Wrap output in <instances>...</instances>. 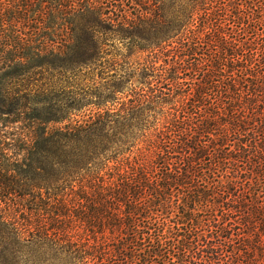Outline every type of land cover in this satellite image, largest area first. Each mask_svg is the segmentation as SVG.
<instances>
[{
	"label": "trees",
	"instance_id": "16d2710c",
	"mask_svg": "<svg viewBox=\"0 0 264 264\" xmlns=\"http://www.w3.org/2000/svg\"><path fill=\"white\" fill-rule=\"evenodd\" d=\"M35 1L32 21L49 20L37 37L0 18V264H264V0L248 17L238 0H184L180 16L165 0L158 16L135 0ZM218 5L260 25L248 43ZM142 53L134 81L122 68ZM197 76L216 78L205 107L190 104ZM177 96L156 138L140 135ZM18 144L22 159L9 156Z\"/></svg>",
	"mask_w": 264,
	"mask_h": 264
},
{
	"label": "rangeland",
	"instance_id": "374dc122",
	"mask_svg": "<svg viewBox=\"0 0 264 264\" xmlns=\"http://www.w3.org/2000/svg\"><path fill=\"white\" fill-rule=\"evenodd\" d=\"M14 1L15 0H0V2H1V4H0V18H4L5 21L12 20L13 24L14 23L16 24V21H20V22H17L18 24H16V28L14 29V31L18 30V31H21V33H29L32 37H37L36 31H38V29H44L47 26V24H45V23H47V21L49 22V20H47L46 17H43L44 20L42 22L41 21H37V22L32 21V19L37 18V16H35V13H34V11L37 7L36 6L37 3L35 0H31V1L30 0H16L15 2ZM135 1L137 3L141 4L142 9H148L149 13H151L152 16H158V15L163 13L164 9L162 7V4H159L155 0H135ZM227 1L228 0L222 1L223 6H225ZM252 1L253 0H238L237 1L236 7H239V9H241L240 11H242L241 15L243 17H248L247 15L250 14L249 12H251V14H252V9L248 8V6L251 5ZM165 5H166V9L164 11H166L167 13H169L170 11H172V12L175 11V13H177V15L180 16L184 13L187 3H185L184 0H165ZM220 6L221 5H218V8L215 9L216 13L220 12L219 11ZM230 7H231V9H234V7H235L234 0H231ZM198 11H200V7L195 12V17L193 18V19H195V23H194L195 26L194 25H193V27H191L190 25L188 26L189 28L191 27L192 30H196V29L199 30V29H201V26H202L201 25L202 19H200V18H203L204 13H202V12L198 13ZM228 11L229 10L227 9V12L225 10L224 12H220V13L222 15L223 14L224 15L225 14L226 15L227 14L232 15V14L228 13ZM21 12H24V13L28 12L27 16L22 21L17 20L19 18L18 16L21 14ZM220 13H218V14H220ZM243 14H245V15H243ZM25 20L27 22L26 28H24L23 27L24 25L22 24L25 22ZM213 23H215V22H213ZM251 25L254 26V24L250 23V27H249L248 20L247 21H245L243 19L239 20L238 18H235L233 15H232V18H227V22L224 24L226 29L231 28L233 33L239 34V40L241 43H246V42L248 43V40L252 36L251 29H253V28ZM254 27H256V29H259L260 25L258 26V24L257 25L255 24ZM6 28L9 29V26H6L5 29ZM185 29H186V27H182L179 31L174 33L173 39L169 40L167 43H164L162 45V46H166L165 47L166 49H165V52L163 54H160L157 58V66L158 67L166 66V61L171 60V57L174 54V52H172V50H173V48L177 47V44H174L173 47H171V48L167 47V46L169 45V43H175L177 41L178 37H180V34L182 35V33H184ZM240 30H244L245 32L240 31ZM199 32H201V30H199ZM21 33L16 34L14 38H16L18 36H23ZM228 33H231V32H228ZM7 34H9L11 36L12 33L7 32ZM199 37L205 38L204 35H199ZM28 38H29V36H28ZM210 40H212V39H210ZM32 43H33V41H32ZM202 46L203 47L199 50V52L202 53L208 61H211L212 58L216 59V48H213L210 46V41H207L205 38L204 41L202 40ZM118 47H117V51L118 50L120 51L118 54V55H120L118 57V59L121 63L122 58H123L121 56L127 55L128 52H127V49H125L122 44H119ZM220 51L221 50H218V52H220ZM148 55H149V53H142V54H139L138 56L137 55L133 56L127 62L126 67L122 68V71L127 72L129 74V76H132L133 78L135 77L134 81L137 78L139 80L141 77V74L143 73V71H142L143 69L137 66V62L141 61V63H142L143 62L142 60H145V58H147ZM218 59H221V55H219ZM208 61H206V63H208ZM208 65H210V63H208ZM210 66H211V70L216 71V67H217L216 62H213ZM179 74H180L181 78L183 76L186 79L185 80L186 83H191V84L193 83V80H192L193 76H191L190 72H183V74H182V71H179ZM215 80H216V78L214 79V77H213L211 80H207L205 82L207 84H203L202 83L203 81H201L200 76L195 77V81H196L197 86L193 85V86H191V88H189V89H193L192 97H190V98H192L193 101L190 104L191 105H198L200 102L202 107H205L206 102L201 100L200 93L202 91L206 90V92L207 93L209 92V95L211 96L213 94V93L210 94L211 87H212L211 85L213 84V87H214V85L216 84ZM102 83H104V81H102ZM208 84H209V86H206ZM135 86H137V84H135L134 87ZM187 87H189V86H187ZM199 88H200V91H198ZM128 89L129 90L131 89L130 85H128ZM126 91L128 93V90H126ZM120 97H125V96L120 95V93H119V98ZM214 97L216 98V96H213V98ZM182 99H183V97H180V96L174 97L165 106H159V107H157V109L155 111H153L151 113L149 112L147 114L148 117L150 118L149 124H147V128H145L146 130H143V132H141L140 135L145 132V134L146 133L149 135L152 134V137L156 138L158 131L161 130L162 125H163V123L162 124L159 123L160 119L163 121L164 117L174 113V110H176V107H178L180 105L178 101L179 100L182 101ZM123 101H126V99L123 98ZM19 126H22V125L17 124L14 127L9 128V131H10L9 133H12V134L16 133L17 134L14 137L9 136L10 137V139L8 141L9 144L14 145V142L19 140V133H20L19 131H21V130L17 131V127H19ZM137 144H138V147L134 150L135 152H137L138 149H142L145 147L144 143H142L141 141H139V143H137ZM23 147L24 146L20 144L19 148L16 150V148L11 146L9 148V156L12 157L13 155L16 154L19 159H22L26 155V152H27L26 148H23ZM39 195H40V192L38 190H34L33 196L38 197ZM31 199H32L31 196H27L25 201L24 200H20V201H24L22 204L27 205V202ZM68 199L71 202L70 204L73 205L74 200H75L74 197H68ZM37 202H38V200H37ZM28 207H29V205H27V207H25V209H27Z\"/></svg>",
	"mask_w": 264,
	"mask_h": 264
}]
</instances>
